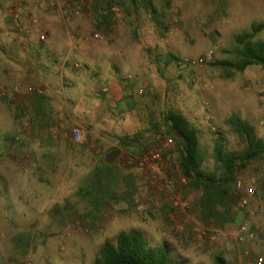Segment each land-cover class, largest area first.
Listing matches in <instances>:
<instances>
[{
	"label": "rangeland",
	"instance_id": "1",
	"mask_svg": "<svg viewBox=\"0 0 264 264\" xmlns=\"http://www.w3.org/2000/svg\"><path fill=\"white\" fill-rule=\"evenodd\" d=\"M22 1L0 0V264H94L105 241H115L120 233L132 230L152 233V245H169L173 256L184 264H214L217 256L228 264H239L240 255L231 246L232 238L241 223L248 222L251 228L252 219L264 220V157L237 169L226 207L217 205L205 212L200 207L202 191L184 177L175 160L176 140L167 135L165 114L178 111L197 129L202 167L207 172L217 168L218 143L226 153H242L251 145L246 134H238L229 124L233 115L252 127L254 142L264 143V68L250 66L239 72L220 64L239 61L236 37L252 32L253 25L264 24V0H149L155 13L147 4V9H137L138 18L147 28L145 35L134 31L129 15L122 24L128 31L127 41L124 37L97 41L91 38L94 31L73 34L79 43H146L131 51L141 55V62L137 57L115 76H103L109 78V91L105 93L97 87L103 77L91 76L90 65L83 64L76 70L74 62L66 74L46 77L56 89L53 93L44 91L40 84L43 76L30 66L31 49L4 43L17 34L7 11ZM38 1L25 2L27 14L37 9ZM54 39L65 43L59 37ZM254 41L264 43V29ZM209 52H213L212 59L196 73L177 63L181 57L197 58ZM15 64L19 72L8 70ZM65 79L66 93L61 90ZM87 79L95 86H72ZM124 95L133 97L132 108L122 103ZM40 105L44 108L37 109ZM40 112H44L42 118ZM76 124L90 134L119 129L131 135L144 132L149 149L172 137L175 145L167 176L175 181V196L190 205V215L174 210V195L169 190L161 191L166 193L165 199L149 202L141 199V188L135 192L140 199H69L66 206L75 204L64 214L71 220L60 221L59 228L47 227L49 220L40 217L46 202L32 203L23 187V182L27 179L29 184L30 180L29 173L20 167L27 157L21 158L20 153L32 146L25 134L63 130L59 126L69 131ZM90 189L92 198L100 191L95 186ZM246 198L250 205L242 208L241 201ZM149 210L153 212L151 217ZM54 214L57 218L62 215L58 208H54ZM183 215L187 226L180 222ZM200 226L228 235L231 243L225 246L198 239L195 231Z\"/></svg>",
	"mask_w": 264,
	"mask_h": 264
},
{
	"label": "crops",
	"instance_id": "2",
	"mask_svg": "<svg viewBox=\"0 0 264 264\" xmlns=\"http://www.w3.org/2000/svg\"><path fill=\"white\" fill-rule=\"evenodd\" d=\"M148 2L149 0H127L123 5L124 17L129 15V21L135 26L134 31L138 29V33L140 32L142 35H145L147 28L142 19L138 18L137 9H147L146 4L148 5ZM110 5V0H78L75 6L68 9L71 17L70 23L63 21L60 11L45 12L37 7L35 11L29 13L30 16H36L47 23L45 29L47 33L46 42L31 48V54L28 55L29 62L31 61L30 66L38 75L43 76L40 84L44 91L52 93L55 91V86L51 85L52 80L46 77L66 74L68 66L74 62V53L78 55V61L82 62H80L82 66L83 64L91 66L89 67L90 75L96 77L115 76L121 68L131 66L130 61L137 57L141 62V55L131 51L134 47L141 49L146 43H125L129 40L128 31L123 28L122 24L114 26L113 31L116 38L124 37L125 41L122 43H79V40L73 36L76 33L80 35L93 31L94 33L110 31L112 27L111 25L108 27V14L102 13L103 10H108ZM15 36L14 40L8 37L4 43L12 42L16 45H22L20 37L16 33ZM56 37L63 39L65 43L56 41L54 39ZM80 37L79 39H82V36ZM13 60L18 61L15 57ZM18 67L15 64L12 68L8 67V70L19 72ZM65 81L66 79L61 83V90L64 93H66L65 87L67 86ZM108 82V77L100 78L97 81L100 92L109 91ZM86 85L95 86L94 82L89 79L72 84L79 89ZM124 96L121 100L122 103L124 101L125 106L132 108L130 104L134 105L135 103L133 97ZM121 101H119L118 106H120ZM40 108L43 109V105L37 109ZM42 114L44 112H40L41 118ZM112 121L114 124L115 121ZM120 122L118 121V123ZM76 125L84 131L83 142L79 144L73 141L70 129L63 131V126L57 127L63 129L61 131L36 130L25 134L26 138L31 140L32 146L20 153L21 158L22 156L27 157L21 162L20 167L29 173L27 176L30 180L28 184L26 179L23 182V187L27 195L30 196L28 199H32V203L42 204L46 202L45 212L40 217L42 220L43 217L49 220L47 227L59 228L61 222L71 220L64 214L66 210L73 209L71 204H75L73 202L66 206L64 203H69V199H140L135 192L141 188L144 189V192L141 193L143 196L141 199H148L149 197L165 199L166 193L163 194L149 186V177L144 171L132 166L126 168L124 165L125 155H139L145 152L148 138L144 136V132L131 135L129 132L119 129L114 132L96 131L90 134L81 125ZM137 134H141L138 141H130ZM94 186L100 191L92 198L90 187L94 188ZM99 202L102 204L104 200ZM172 207H174L173 203ZM54 208L61 210L62 215L60 217L55 216ZM152 213V210H149L148 216L151 217ZM180 222L183 226H187L185 215L180 219ZM251 228L255 232L256 238L254 241L248 242L245 248L250 249L254 256L264 258V220L261 218L252 219ZM141 233L148 242L149 239L153 238L152 233L148 231ZM149 244L152 247L157 246L150 242ZM240 260L239 258V264Z\"/></svg>",
	"mask_w": 264,
	"mask_h": 264
},
{
	"label": "trees",
	"instance_id": "3",
	"mask_svg": "<svg viewBox=\"0 0 264 264\" xmlns=\"http://www.w3.org/2000/svg\"><path fill=\"white\" fill-rule=\"evenodd\" d=\"M135 1V0H132ZM148 6L155 13L150 2ZM110 22V14L107 15ZM264 29V24L253 25L252 32L243 33L236 37L239 45L237 54L239 61L220 64L230 66L236 71H245L250 66L264 68V43L254 41L255 36ZM172 57V56H171ZM173 58V57H172ZM165 121L169 131L167 135L174 136L176 149L174 156L180 170L196 190H201L200 207L209 212L217 205L226 207L232 193L231 185L235 181L237 169L264 157V143L253 141L252 127L233 115L229 124L240 135L246 134L251 145L242 153H226L218 143L215 148L217 168L213 172L203 169V157L197 129L180 112L169 110L165 114ZM141 134L130 141H138ZM12 141H15L13 138ZM148 148L145 149L147 151ZM94 264H184L173 256L167 244L152 247L140 231L132 230L120 233L115 241L107 240L102 245ZM214 264H228L222 256L215 258Z\"/></svg>",
	"mask_w": 264,
	"mask_h": 264
},
{
	"label": "built area",
	"instance_id": "4",
	"mask_svg": "<svg viewBox=\"0 0 264 264\" xmlns=\"http://www.w3.org/2000/svg\"><path fill=\"white\" fill-rule=\"evenodd\" d=\"M78 0H39L38 8L45 12L60 11L65 23L71 22V17L68 9L75 6ZM127 0H110V7L108 10H103L104 15L110 14L111 29L108 32L98 31L92 34L91 38L97 41L114 40L116 38L113 32L117 25L123 24L124 8L123 5ZM27 0H23L19 4L11 6L7 15L11 25L22 40V45L26 50L39 46L46 42V26L47 23L36 16H30L26 13L24 7ZM115 26V27H114ZM35 32V34H34ZM86 41L89 38L85 39ZM213 52H209L205 56L197 58L181 57L177 60L178 65L182 69H188L193 73L201 71L208 62L212 59ZM74 68L76 70L82 68V64L78 61V55L73 54ZM129 78H132L129 76ZM144 89L140 90L142 94ZM70 135L73 141L77 144L82 143L84 139V131L78 126L74 125L70 129ZM175 145L172 137H166L157 147L149 149L139 155L128 154L124 158V165L126 167H137L144 171L149 177V186L154 190L163 191L169 190L174 196L172 198L173 205L176 211H181L186 215H190L191 207L188 203L182 202L180 196H175V181L167 176L170 169V161L172 158L171 149ZM183 183H187L183 179ZM154 197H149L148 201L153 202ZM250 205L249 199H242L240 206L246 208ZM196 236L200 240H208L212 243L220 242L222 245L231 243V238L228 235H219L215 230L200 226L196 229ZM255 233L251 230L248 222L240 224L238 232L233 237V244L231 246L236 248L240 255V264H264V258L254 256L250 249L245 248L248 242L255 240Z\"/></svg>",
	"mask_w": 264,
	"mask_h": 264
}]
</instances>
